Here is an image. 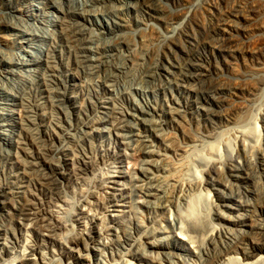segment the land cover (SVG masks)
Returning a JSON list of instances; mask_svg holds the SVG:
<instances>
[{
    "label": "rangeland",
    "instance_id": "obj_1",
    "mask_svg": "<svg viewBox=\"0 0 264 264\" xmlns=\"http://www.w3.org/2000/svg\"><path fill=\"white\" fill-rule=\"evenodd\" d=\"M160 1L174 19L166 23L157 18L146 21L161 34L173 30L174 35L172 42L166 40V46L153 41L156 45L152 46H161L166 56L156 66L157 81L122 75L120 65L112 61L117 43L102 29L107 26L115 30L124 11L131 22L130 40H139L135 36L139 29L136 15L129 7L133 0H113L108 6L95 0H8L10 9L0 2V188L7 183L14 193L13 207H9L12 214L0 208V264H12L10 256L25 246H37L46 264H67L71 259L68 254L44 236L46 224L68 246L80 240L77 249L91 264H228L233 254L247 262L264 250L259 240L264 241V0ZM184 6L195 11L190 17L176 19ZM137 7L140 17L147 14L142 5ZM223 20L233 27L230 54L218 46L214 32ZM74 29L85 38L83 46L73 44L69 31ZM210 42L218 47L209 49ZM139 53L140 49L137 56ZM100 55L105 58L98 62ZM199 72L210 79H227V89L217 91V80H200L197 84L190 80L192 73ZM251 83H259L258 90L248 89ZM189 84L194 90L187 89ZM170 101L180 106L184 116L165 130L178 146H185L186 152L163 150L170 162L160 170L147 161L138 140L153 136L150 140L156 146L161 148L163 144L155 139L147 115L137 108L147 104L159 107ZM197 104L208 113L201 115ZM27 109L32 115L31 125L24 121ZM243 114L247 121L242 119ZM120 116L123 125L117 129L113 121ZM256 123L260 138L254 141ZM26 129H34L33 145L23 143ZM244 138L250 162L241 150L239 140ZM42 158L50 166H40ZM150 168L189 179L183 191H175L181 197L178 207L165 211L164 193L153 186L151 190L146 188L149 193L139 190L141 172ZM180 168L185 171L184 177ZM53 170H62L64 178L60 182L49 181ZM172 183L169 179L167 186L171 189ZM208 193L216 196L219 210L215 215L214 208L199 226L195 214L186 211L192 197L201 198L200 209L204 210ZM26 203L37 207L33 214L24 210ZM85 210L91 214H84ZM43 212L47 213L45 221L36 216ZM53 213L61 223L53 219L55 215L53 220L48 218ZM90 216L99 221L92 224ZM180 219L184 220L188 239L198 240L195 251L189 241L175 240L181 230ZM13 220L19 224H13ZM203 226H217L220 233L214 243L207 241ZM133 236L139 244L130 254L127 242Z\"/></svg>",
    "mask_w": 264,
    "mask_h": 264
},
{
    "label": "bare ground",
    "instance_id": "obj_2",
    "mask_svg": "<svg viewBox=\"0 0 264 264\" xmlns=\"http://www.w3.org/2000/svg\"><path fill=\"white\" fill-rule=\"evenodd\" d=\"M7 1L8 0H0V2H1V4H3L7 9H10V8H12L11 7V5H9L8 3H7ZM111 1H113V0H95V2L94 3H97L98 5H102V4H106L107 6L108 5H110L111 4ZM123 3H124V1H123ZM106 5H104V6H106ZM130 6L129 7H131V9H132V11H134V13H135V15H136V18H135V24L139 27V29H136L135 30V32H137L138 34H135V36L136 35H138L139 36V40H135V42L133 43V41H131L130 40V38H129V30H130V21L124 16V11H122V15L120 14V16H118L119 17V20H118V23L116 24L117 26H115V30L114 29H111V30H108V28H107V26H104L102 29L104 30V32L105 31H108L107 32V34H109V35H112V38H114V41H115V43H117L116 44V46H115V52H113L112 54H113V56H114V58L112 59V61H117L116 62V64H115V66L117 65V66H119V69H120V67H121V74L122 75H131V76H133L134 75V77L135 78H138V79H140V80H147V81H157V79H158V76L155 74L156 73V71H155V69H156V66L158 67V63H159V61L160 60H162V62H164V60L166 59V56H164V53H163V49L162 50H160L161 49V46L160 47H158V46H156L157 47V49L156 48H154L153 46H152V44H154V42L153 41H158L157 42V45H159V44H161V45H163L164 44V46H166V40L167 41H170V42H172L173 40L171 39L172 37H173V35H174V32H173V30H169L168 31V33L167 34H161V32L159 31V30H157V28L153 25V24H150L149 22H147L146 21V18L149 20V18H157V19H161L164 23H166V22H168L169 20H171V19H174L173 17H172V15H171V13L169 12V11H167L166 10V8H165V6H164V4L162 3V1H160V0H133V3H130L129 4ZM137 5H142V9L147 13L146 15H143V14H141V15H143V17H140L138 14H139V11H140V9L137 7ZM166 6H167V4H166ZM93 7V6H92ZM99 7V6H98ZM109 8H110V6H109ZM125 8V7H124ZM190 9V8H189ZM193 11H195L194 10V8H191L190 10H187L186 8H185V6H184V8H182L181 10H179L177 13H176V15H178L177 17L178 18H176V19H181V18H187V17H190V15H192V13H193ZM119 12V11H118ZM174 13V14H175ZM194 15H195V13H194ZM146 16V17H145ZM145 17V18H144ZM245 18H247V17H245ZM75 25H76V23H74ZM70 26H72V24L70 25ZM132 26V25H131ZM141 26H144V27H141ZM73 27V26H72ZM5 28H8V26L7 25H5ZM168 29H170V28H168ZM71 30V29H70ZM114 30V31H113ZM131 30H132V28H131ZM130 30V31H131ZM102 31V30H101ZM110 31V32H109ZM70 33V36H72L73 38H74V41H73V44H75V45H84V44H86L85 43V38L83 39V38H81V36H79V32H81V31H76L75 29H74V31H69ZM85 32V31H84ZM214 32L217 34V36H218V38H216L217 39V44H218V46H220V47H224V49H226V50H224V51H226L228 54H230V51L229 50H231L232 49V45H234V42H233V38H232V35H233V27H231V24H230V21H229V23H228V21L227 20H223V21H221V23L219 24V23H217L216 24V26H215V28H214ZM68 34V35H69ZM135 36H134V38H135ZM108 37V36H107ZM133 37V36H132ZM72 38V39H73ZM109 38V37H108ZM69 39V38H68ZM87 39H88V37H87ZM71 40V39H70ZM85 40V41H84ZM94 43V42H93ZM159 43V44H158ZM104 44V43H103ZM102 44V45H103ZM151 44V45H150ZM217 44H215L214 42H210L209 44H207V46L209 47V49H211V50H214V49H216L218 46H217ZM223 44V45H222ZM94 45H96V44H94ZM98 45V44H97ZM154 45H156V42H155V44ZM222 45V46H221ZM88 46V45H87ZM76 47V46H75ZM81 48V47H80ZM139 49H140V52H142V54H140V55H142L141 57H140V55H138L137 56V53L139 52ZM247 51H253V50H251V49H249V50H247ZM84 51H82V53H83ZM86 52V51H85ZM57 55V54H56ZM86 56V55H85ZM102 57H104L105 58V56H103V55H100L99 56V60H98V62H100L103 58ZM107 59H108V57H106ZM84 59H86V58H84ZM104 61V60H103ZM102 61V62H103ZM93 62V61H92ZM96 63V62H95ZM115 63V62H114ZM100 64V63H99ZM102 65V64H101ZM106 65V64H105ZM104 65V66H105ZM110 65V64H109ZM112 65V64H111ZM93 66V65H92ZM106 67H108V66H106ZM110 67V66H109ZM108 67V68H109ZM112 68H115V67H113V65H112ZM116 68H118V67H116ZM161 69V68H160ZM135 70H138V72L137 71H135ZM140 70V71H139ZM141 72V73H140ZM166 72V71H165ZM161 73V72H160ZM205 73V72H204ZM204 73H202V72H199V73H192V75H193V77L190 79V80H194V83H198L200 80H217L216 82L217 83H215V88L217 89V91H220L221 89H227V83H226V81H224V80H227V79H225V78H223V77H221V76H217V77H214L213 79H210L208 76H206ZM119 74H120V72H119ZM111 76V75H110ZM125 77V76H124ZM128 77H130V76H128ZM132 78V77H131ZM133 79V78H132ZM135 80V79H134ZM158 80H160V79H158ZM262 81V80H261ZM193 82V81H192ZM258 84L259 83H254V84H249L252 88H248V89H254V91L255 90H258ZM261 84V83H260ZM47 85V84H46ZM45 85V86H46ZM191 85H193V84H189V86L188 85H186L187 86V89L188 90H194V89H192L191 88ZM45 86H42V87H44L45 88V93H49L48 92V88H46ZM48 86V85H47ZM190 87V88H189ZM260 87V86H259ZM50 89V88H49ZM222 91V90H221ZM235 91H236V88H235ZM33 93V92H32ZM52 93V92H51ZM128 93V92H127ZM48 95V94H47ZM46 95V96H47ZM51 96V95H50ZM31 97V96H30ZM52 97V96H51ZM206 97V96H205ZM29 101H30V99H29ZM177 101V100H176ZM27 102V101H26ZM32 102V101H31ZM54 102V101H53ZM25 103V102H24ZM34 103V106L36 105L35 104V102H33ZM26 104H29L28 102L26 103ZM25 104V105H26ZM31 104V103H30ZM29 104V106H31ZM180 105V104H179ZM34 106L33 107H31V109L32 108H34ZM37 106V105H36ZM35 106V108L37 109V107ZM59 106V105H58ZM137 106H138V104H137ZM197 106H198V108H197V110H198V112L202 115H205V114H207L208 113V110L207 109H205V108H203L202 106H200L199 104H197ZM25 107V106H24ZM141 107V106H140ZM178 107H180V106H177V104L175 103V102H167V103H165L163 106H159V107H152V105L150 106L149 104H147V106L146 107H144V108H142V109H139V106H138V110H140V113H141V111H142V113H144L145 115H147L146 116V118L148 119V122H150V127L152 128V131H153V135H154V137H155V139H157V140H159L160 141V145H161V143L164 145V147H163V145H162V147L160 148V147H158V146H156L154 143H153V140H150V139H152V137L150 138V139H146V138H139V142H140V140H141V143H142V150H143V152L146 154V155H148V160L147 161H149L151 164H153V166H155L156 168H158V169H160V166L162 167V165H165V164H169V162H170V160H169V155L167 154V152H163V150L164 151H167V149H170V150H173V151H179V150H181V151H185L186 150V148H185V146L184 145H177L176 143H175V141L176 140H174V137L168 132V131H166L165 130V128H168L169 126H174L175 124L177 125V121L180 119V118H182V116H184L183 114L184 113H182V110H180ZM26 108H28V107H26ZM136 108V107H135ZM183 108V107H182ZM22 109V108H21ZM20 109V110H21ZM30 110V109H29ZM38 110V109H37ZM23 111V110H22ZM21 111V112H22ZM20 112V111H19ZM24 113V112H23ZM26 114H28L27 116H25V120L24 121H26V123H27V125H31L33 122H32V115L30 116L29 115V112H28V109H27V111L25 112ZM123 113V112H122ZM141 113V114H142ZM21 114V113H20ZM245 114V113H244ZM241 115V116H243L242 117V119H245L246 118V116L245 115ZM23 119L24 117L22 116V117H20V119ZM118 119L116 120H114L113 121V124H114V127L115 128H121L122 127V125H123V121H122V119L123 118H121V116L120 117H117ZM146 118H144L145 119V122H146ZM21 119V120H22ZM183 119V118H182ZM247 119V118H246ZM245 119V120H246ZM140 120V119H139ZM23 121V120H22ZM142 121V120H141ZM247 121V120H246ZM180 122V121H179ZM23 124V123H22ZM25 124V123H24ZM27 127H29V126H27ZM150 128V129H151ZM147 129V128H146ZM24 130V129H23ZM28 129H26V131H27ZM31 130V129H30ZM27 131L26 132V134L25 135H23L24 136V140H25V142H23L22 140H20V141H22L23 143H25V144H29V145H33L34 144V142H35V137H34V134H33V130L32 131ZM151 131V130H150ZM149 131V132H150ZM247 132V131H246ZM35 133V132H34ZM186 133V132H185ZM23 134H24V132H23ZM118 134V133H117ZM244 134V133H243ZM252 134V133H251ZM254 134H255V138H256V140H254V141H257L258 140V136H259V138H260V126L256 123L255 124V126H254ZM186 135V134H185ZM187 135H188V133H187ZM186 135V136H187ZM251 136V135H250ZM188 137H191L190 135L188 136ZM250 138V137H249ZM154 139V138H153ZM154 139V140H155ZM248 139V138H247ZM55 142H56V138L55 139H53ZM53 141V142H54ZM49 142V141H48ZM155 142V141H154ZM239 142H240V145H241V150H243V151H245V153H246V155H247V161L248 162H250L251 160H250V158L248 157V145H247V141H246V139L244 138V139H240L239 140ZM45 144L44 145H47L46 144V142H44ZM125 143V142H124ZM42 144V143H41ZM52 144V143H51ZM120 144H121V142H120ZM249 144V143H248ZM29 145H28V147H29ZM125 145V144H124ZM123 145V146H124ZM159 145V144H158ZM256 145V144H255ZM128 146H129V144H128ZM24 147V146H23ZM23 147H21V148H23ZM46 147V146H45ZM251 147V146H250ZM249 147V148H250ZM255 147V146H254ZM26 148V147H25ZM24 148V149H25ZM37 148H39V147H37ZM214 148V147H213ZM61 149V148H60ZM260 149V148H259ZM23 150V149H22ZM27 150V149H26ZM40 151H42L41 149H39ZM141 150V151H142ZM217 150V149H216ZM24 151V150H23ZM186 152V151H185ZM212 152V151H211ZM218 154V153H217ZM16 157H18V156H16ZM211 157V156H210ZM209 157V160H213V159H211ZM246 157V156H245ZM208 158V157H207ZM19 160H21V159H19ZM37 160V159H36ZM46 160V159H45ZM171 160H173V159H171ZM208 160V159H207ZM33 162V161H32ZM42 162V163H41ZM50 162V161H49ZM149 162H147V164L149 163ZM24 163V162H23ZM46 163L48 164V162L46 161ZM46 163H44V158H42L41 160H40V166H42V165H44V164H46ZM52 163V162H51ZM50 163V164H51ZM177 163V162H176ZM179 163V162H178ZM213 163H215L216 164V160H213ZM19 164V163H18ZM20 164H22L21 162H20ZM185 164V163H184ZM25 165V164H24ZM48 166H50L49 164H48ZM144 166V165H143ZM148 166V165H147ZM153 166H151V167H153ZM179 167H180V165H178ZM23 167V166H22ZM53 167V166H52ZM155 167H154V169H155ZM182 167H183V165H182ZM181 167V168H182ZM54 168V167H53ZM163 168H165V167H163ZM172 168V167H171ZM180 168V169H181ZM49 169V168H48ZM55 169V168H54ZM145 169V168H144ZM144 169H143V171L141 172L142 173V175H141V177H139V180H138V183H137V186L140 188L139 190H141V192H143L142 190H144V189H146V188H149V187H152L153 186V188H154V190L155 191H162L164 194H162V195H164L165 196V203H164V205H163V207H164V209H165V211H169V210H171L172 209V207H174V206H177L178 205V201L180 200V195H176L175 194V191H176V189H179V188H182L183 186H184V184L186 185V182H188V180L187 179H185V180H187V181H185L184 179H181L180 177H173V176H170L171 174H166V173H164V171L163 172H161L160 170H157V171H151V168L150 169H148V170H150L151 172H149L148 170H146V171H148V172H146V171H144ZM167 169V168H166ZM176 169V168H175ZM49 170H51V168L49 169ZM141 170H142V168H141ZM173 170V169H172ZM182 170V169H181ZM190 170V169H189ZM3 171V170H2ZM175 171H177L178 172V170H175ZM8 172V171H7ZM53 174L49 177V181H57V182H60L63 178H64V174H63V172H62V170H57L56 172H55V170H53ZM185 172V171H184ZM184 172H183V170H182V172L181 173H183V177L185 176V174H184ZM194 172V171H193ZM176 174V173H175ZM180 174V173H179ZM194 174V173H193ZM197 175H198V172L196 173ZM195 174V175H196ZM4 175H7V174H4ZM177 175V174H176ZM196 175V176H197ZM21 176V175H20ZM25 176V178H30V177H32V175L30 176V175H24ZM180 176V175H179ZM18 177V176H17ZM113 177V176H112ZM119 177V176H118ZM173 177V178H172ZM188 177V176H187ZM186 177V178H187ZM190 178V177H189ZM193 178H194V176H193ZM16 179V178H15ZM19 179H20V177H19ZM31 179V178H30ZM111 179V178H110ZM113 179H115V177H113ZM169 179H173V181H174V184L172 183V185H173V187H172V189L169 187V186H167V184H168V182H169ZM18 180V179H17ZM110 181H112V180H110ZM133 181V180H132ZM15 182H18V181H16L15 180ZM191 182V181H190ZM20 184H21V182H19ZM7 183H3V185H2V187L0 188V208L1 209H3L5 212H7V213H11L10 211V206H12V204L14 203L13 202V199H12V197L13 196H11L12 194H14L12 191H11V187L9 186V184L8 185H6ZM16 184L18 185V183H15V186H16ZM20 184H19V186H20ZM133 184V183H132ZM188 184H191V183H188ZM12 186V185H11ZM14 186V185H13ZM14 186V187H15ZM187 187V186H186ZM184 188V187H183ZM183 188H182V191H183ZM12 189H13V187H12ZM19 189V188H18ZM150 190H151V188H149ZM171 189V190H170ZM181 190V189H180ZM20 191V190H19ZM146 191H147V189H146ZM146 191L144 192V193H146ZM149 191V190H148ZM147 191V192H148ZM181 191V192H182ZM15 192V191H14ZM12 193V194H11ZM149 193V192H148ZM184 193V192H183ZM20 194H22V193H20ZM19 194V195H20ZM17 195H18V191H17ZM16 195V196H17ZM150 195H151V192H150ZM149 195V196H150ZM205 195V194H204ZM15 196V198H17ZM199 196H200V194H199ZM206 196V201H207V203H205V204H207V206L204 208V210H201L200 209V205H201V202L202 201H200V199L201 198H199V199H196L195 197H192V198H190V201H189V204H188V208H187V211H186V214H188V215H190V214H192V213H194L195 214V216H196V222H197V225H199V226H201V224H204V220L208 217V215L210 214V212H212L213 211V209L214 208H216L215 209V215L218 213V210H219V204H218V201L216 202V196H211V194H206L205 195ZM21 197V196H20ZM204 197V196H203ZM29 198V197H28ZM31 199V198H30ZM107 200H109V199H107ZM113 200V199H112ZM203 200V199H202ZM14 201H16V200H14ZM30 202L32 201V199L31 200H29ZM111 200H109V202H110ZM17 202V201H16ZM112 202V201H111ZM114 202V201H113ZM203 203V202H202ZM16 204V203H15ZM21 204V203H20ZM32 205V204H31ZM29 203H26L25 205H23V207H24V210L25 211H28V210H30V212L32 213L33 212V210H34V207H35V205H34V207H33V205L31 206ZM37 206V205H36ZM13 207V206H12ZM20 207V206H19ZM178 207V206H177ZM14 208H16V207H14ZM35 208H37V207H35ZM12 209V208H11ZM86 209V208H85ZM203 209V208H202ZM262 209L264 210V206L262 207ZM13 210V209H12ZM109 210H110V206H109ZM15 211V210H14ZM21 211V210H20ZM39 211V210H38ZM113 211V210H112ZM40 212V211H39ZM48 212V211H47ZM111 212V211H110ZM36 213V212H35ZM34 213V214H35ZM49 213V212H48ZM52 213V212H51ZM50 213V214H51ZM12 214V213H11ZM33 214V213H32ZM38 214V213H37ZM46 212H43V213H39L38 215H36L37 217H40L43 221H45L46 220ZM49 214V215H50ZM84 214H91V213H89V212H87V210H85V212H84ZM9 216H10V214H8ZM54 213H53V216L52 215H50V216H48V218H53L54 217ZM108 215V214H107ZM110 215V214H109ZM35 216V217H36ZM218 216L219 217H221V218H224V216H223V214L222 213H219L218 214ZM11 217V216H10ZM14 217V216H13ZM34 217V216H33ZM56 217H58V215L56 216L55 215V217L53 218V219H56L57 221L56 222H58L59 221V218H56ZM88 218V217H87ZM90 218H91V216H90ZM93 218V217H92ZM90 219V220H93L92 221V224H95L97 221H99L98 219L99 218H96V217H94V219ZM227 218V217H226ZM52 219V220H53ZM101 219V218H100ZM172 220H171V222H173L174 221V218H171ZM176 219V218H175ZM182 219V218H181ZM180 219V220H181ZM61 221V220H60ZM59 221V223H61ZM184 220H181V221H179L178 223H180L181 224V230H180V232L175 236V240H177V241H182V240H184V241H189L190 243H192L193 245L191 246L193 249L192 250H194L195 249V246H194V243H197L198 242V240H195V239H193V238H189L188 239V237L186 236V233L184 232L185 231V229H184V222H183ZM19 221L17 220V221H14L13 220V224H19L18 223ZM48 222V221H47ZM55 222V221H54ZM55 222V223H56ZM176 222V221H175ZM85 223V222H84ZM89 223V222H88ZM57 224V223H56ZM82 224H83V222H82ZM85 225V224H84ZM87 225V224H86ZM195 225V224H194ZM55 226V225H54ZM58 226H59V224H58ZM90 227H91V225H90ZM92 227H94V226H92ZM49 225H47L46 224V226L44 227V231H45V233H43V234H45L44 236H47L48 238H50L51 240H53V242L55 241L58 245H59V247L61 248V249H63V251H65V253H67L68 255H67V258H71V259H67L68 261H67V264H91V261H90V259L85 255V254H82V253H80V251H79V248L77 249V246H79L80 245V240L79 241H76L77 239L76 238H74V239H76L75 240V242H74V245L72 244L71 246H68V245H66V241L65 242H63L62 240L63 239H58L57 237H59V236H57L56 237V235H55V233L54 232H51V231H53V229L52 230H50L49 231ZM81 228H85L86 229V227H81ZM95 228V227H94ZM93 228V229H94ZM195 228V227H194ZM201 228V227H200ZM90 229V228H89ZM196 229H197V227H196ZM195 229V230H196ZM209 229V230H208ZM14 230H15V228H14ZM92 230V229H91ZM90 230V231H91ZM198 230V229H197ZM199 230H201V229H199ZM60 231V230H59ZM87 231V230H86ZM86 231H85V233H86ZM202 231L203 232H205V237L207 238V241L208 242H210V243H214V241L216 240V238L219 236V230L217 229V226H210V227H206V226H203V228H202ZM206 231H207V233H206ZM262 231V230H261ZM264 231V230H263ZM14 232V231H13ZM55 232H56V230H55ZM62 232V231H61ZM60 232V233H61ZM80 232H82V230L80 231ZM93 232V231H92ZM59 233V234H60ZM202 233V232H201ZM83 234V233H82ZM81 234V237L83 236ZM88 234V233H87ZM132 234V233H131ZM57 235H58V233H57ZM203 235V234H202ZM84 236H86V235H84ZM195 236V235H194ZM134 237V236H133ZM196 237V236H195ZM47 238V239H48ZM60 238V237H59ZM84 238V237H83ZM82 238V239H83ZM204 238V237H203ZM81 239V240H82ZM198 239H199V237H198ZM5 240V239H4ZM51 240H49V241H51ZM84 240V239H83ZM203 240H205V238L203 239ZM259 240H261L262 242H261V244L263 245V243H264V241H263V239H259ZM69 241V240H68ZM73 241V240H72ZM202 241V240H201ZM218 241V240H217ZM255 241V240H254ZM125 242V241H124ZM205 242H206V240H205ZM73 243V242H72ZM258 244H260L259 242H257ZM257 243H256V245H257ZM123 244H125V243H123ZM128 244V245H127ZM127 244H125V245H127V246H129V248H128V251H129V253L130 254H134L135 253V251H136V249H137V247H138V244H139V239L138 238H132V237H130L129 238V240H128V242H127ZM198 244H200V243H198ZM215 244H216V242H215ZM261 244H260V246H261ZM196 245V244H195ZM200 245H202V243L200 244ZM211 245V244H210ZM29 246V245H28ZM30 247V246H29ZM35 247H37V246H34L33 248H27L26 246L25 247H23L21 250H19L16 254H10L11 256V259H10V261H12L13 263L12 264H46V263H44L43 262V260H42V256H41V254H40V252H39V250H37V249H35ZM80 247V246H79ZM264 248V247H263ZM60 249V250H61ZM259 249V248H258ZM203 250V249H202ZM41 251V250H40ZM195 251V250H194ZM199 250H197V252H198ZM202 252V251H201ZM61 253V252H60ZM170 254H172V252H169ZM192 253V252H191ZM200 253V252H199ZM230 253V252H229ZM201 254V253H200ZM170 258H171V256H170ZM225 258H228V256L227 257H225ZM250 258L251 259H253L252 261H247V262H243L242 261V259L241 258H239L237 255H232L231 257H229L228 258V264H264V250L263 249H260L258 252H257V254L255 255V256H253V257H251L250 256ZM249 258V259H250ZM74 259V260H73ZM244 259V258H243ZM248 259V258H247ZM248 259V260H249ZM9 260V259H8ZM225 261H226V259H225ZM245 261V260H244ZM225 263V262H224Z\"/></svg>",
    "mask_w": 264,
    "mask_h": 264
}]
</instances>
